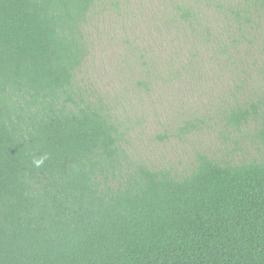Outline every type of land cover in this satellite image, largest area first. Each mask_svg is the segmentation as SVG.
<instances>
[{"label": "trees", "instance_id": "trees-1", "mask_svg": "<svg viewBox=\"0 0 264 264\" xmlns=\"http://www.w3.org/2000/svg\"><path fill=\"white\" fill-rule=\"evenodd\" d=\"M151 3L130 53L205 98L181 129L231 145L182 168L134 155L79 74L117 0H0V264H264V0Z\"/></svg>", "mask_w": 264, "mask_h": 264}, {"label": "rangeland", "instance_id": "rangeland-1", "mask_svg": "<svg viewBox=\"0 0 264 264\" xmlns=\"http://www.w3.org/2000/svg\"><path fill=\"white\" fill-rule=\"evenodd\" d=\"M125 1L123 6V0H117L118 12L100 9L87 22L88 54L79 74L126 127L134 155L182 168L196 152L216 149L220 141L231 145V136L207 120L194 122L195 129H181L186 120L202 116L205 98L188 84H167L145 74L129 49L146 45L152 23L147 14L155 0Z\"/></svg>", "mask_w": 264, "mask_h": 264}, {"label": "clouds", "instance_id": "clouds-1", "mask_svg": "<svg viewBox=\"0 0 264 264\" xmlns=\"http://www.w3.org/2000/svg\"><path fill=\"white\" fill-rule=\"evenodd\" d=\"M37 163H39V162H37Z\"/></svg>", "mask_w": 264, "mask_h": 264}]
</instances>
